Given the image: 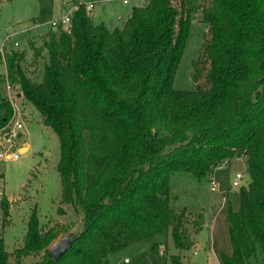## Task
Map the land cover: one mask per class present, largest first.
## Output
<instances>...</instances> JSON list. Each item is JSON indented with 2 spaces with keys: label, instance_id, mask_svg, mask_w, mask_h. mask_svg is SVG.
<instances>
[{
  "label": "trees",
  "instance_id": "obj_1",
  "mask_svg": "<svg viewBox=\"0 0 264 264\" xmlns=\"http://www.w3.org/2000/svg\"><path fill=\"white\" fill-rule=\"evenodd\" d=\"M195 15L208 29L194 86L175 89ZM41 41L31 42L37 58L47 53L38 81L24 69L25 50L4 52L0 130L13 114L5 86L18 85L16 96L37 107L59 140L57 210L81 212L82 228L54 259L48 249L63 228L41 226L33 209L16 263L34 255L31 264H108L109 252L168 228L179 251L190 249L189 212L172 206L170 176L201 180L244 156L250 180L239 208H227L231 252L221 264H264V0H144L111 31L80 5L67 29H50ZM1 209L0 264H8L6 198ZM201 225L198 218L193 233ZM163 264H182L180 254Z\"/></svg>",
  "mask_w": 264,
  "mask_h": 264
},
{
  "label": "rangeland",
  "instance_id": "obj_2",
  "mask_svg": "<svg viewBox=\"0 0 264 264\" xmlns=\"http://www.w3.org/2000/svg\"><path fill=\"white\" fill-rule=\"evenodd\" d=\"M76 1L78 0H0V47L5 43L4 52L25 50L23 66L33 80L42 78L47 53L43 52L37 58L31 45L39 47L43 34L50 29L57 31V28L51 27V21L64 14L66 4ZM127 1L129 4L124 5L123 0H97L87 14L90 13L94 24H99L104 19L118 24L133 5L142 2ZM207 29L208 24L199 15L190 19L174 76L175 89L193 88L191 75ZM34 58H37L36 63ZM4 64L5 54L0 59L1 73L5 72ZM15 90L12 91V99L15 100L16 109L22 115L24 124L16 144L19 146L25 140L30 148L26 152L21 150L17 159H0V229L1 198H6L9 203L8 223L3 229L4 245L10 254L8 264H17L13 251L23 245L27 221L35 208L41 226L55 225L63 228L51 246L68 233L78 232L82 228L81 212L75 211L69 204L63 205V213L57 210L61 195L60 176L56 168L60 153L58 137L50 127L42 123L37 107L28 100L18 98ZM237 171L243 172L248 181L235 187L231 182ZM211 180L217 183V188L213 191ZM249 180L247 163L243 157L231 158L228 163L216 167L213 173L201 180L188 173L172 174L171 203L175 209L186 208L189 212L187 228L191 235L194 234L197 251L193 253L192 248L179 251L168 228L148 238L132 241L120 250L109 252L107 263L124 264L126 258L127 264H163L169 261L170 255L180 254L184 264H221V255L231 252L226 211L229 205L234 210L239 208V189L246 187ZM198 218L202 225L193 233ZM155 243L158 245V252L152 249ZM38 257L34 256L35 260ZM28 259L34 260L26 258V262Z\"/></svg>",
  "mask_w": 264,
  "mask_h": 264
},
{
  "label": "built area",
  "instance_id": "obj_3",
  "mask_svg": "<svg viewBox=\"0 0 264 264\" xmlns=\"http://www.w3.org/2000/svg\"><path fill=\"white\" fill-rule=\"evenodd\" d=\"M124 2H127V0H124ZM94 3L95 0H78L74 3L66 4V6L64 7V14L61 17L52 20L50 23L51 27L67 29L71 23V17L73 12L80 5L84 6L86 12H89L92 10ZM4 51H5V43H3V45L0 47V59H3ZM18 88H19L18 85L13 86L10 83H7V85L5 86L6 92L13 104V114L9 123L0 130V159H6V158L17 159L19 157V153H21L20 150H18L19 146H17L16 143L19 137L20 130L23 128L24 124L22 121V115L19 114L16 109L14 103L15 100L12 99L13 89H18ZM247 181L248 179L246 178V175L241 171H237L233 176V180L231 184L232 186L237 187L244 185V183H247ZM211 184H212L211 190L213 191L217 188V183L214 180H211ZM124 263H128V260L125 259Z\"/></svg>",
  "mask_w": 264,
  "mask_h": 264
},
{
  "label": "crops",
  "instance_id": "obj_4",
  "mask_svg": "<svg viewBox=\"0 0 264 264\" xmlns=\"http://www.w3.org/2000/svg\"><path fill=\"white\" fill-rule=\"evenodd\" d=\"M97 0H95V2H96ZM144 2V0H142V2L139 4V5H141L142 3ZM95 4V3H94ZM123 4L124 5H127V4H129V2L127 1V2H124V0H123ZM133 6H138V5H133ZM132 6V7H133ZM94 7V6H93ZM132 9V8H131ZM131 9L126 13V15L125 16H123V18H122V20L121 21H119L118 22V24H116V23H113V21H109V20H107V19H104V20H101L100 21V23H102L108 30H113V29H115V28H122L124 25H125V23H126V21H127V18L129 17V15H130V12H131ZM88 16L92 19V21L94 22V20H93V18H92V16L90 15V13H88ZM118 16H120V15H118ZM93 17H94V14H93ZM99 23V24H100ZM18 98H23L24 99V97H22V95L21 96H18ZM17 98V99H18ZM30 148V146H29V144L25 141V140H23V143L22 144H20L19 145V147H18V150H23L24 152H26L28 149ZM23 153V152H22ZM243 158H245L244 156H243ZM245 160H246V158H245ZM247 163V162H246ZM193 237H194V234H193ZM194 240H195V237H194ZM192 248V250H193V253L194 252H196L197 250H196V241H195V244L191 247ZM161 250V249H160ZM26 258H32V259H34L35 260V258H34V256L33 255H28V256H26V257H23L21 260H20V263L19 264H31V263H33L34 262V260H30V259H28L27 260V262H26ZM126 259V258H125ZM124 259V260H125ZM182 260V264H184V260L183 259H181ZM123 263H124V261H123ZM124 264H127V263H124Z\"/></svg>",
  "mask_w": 264,
  "mask_h": 264
},
{
  "label": "water",
  "instance_id": "obj_5",
  "mask_svg": "<svg viewBox=\"0 0 264 264\" xmlns=\"http://www.w3.org/2000/svg\"><path fill=\"white\" fill-rule=\"evenodd\" d=\"M72 233H68L64 237H62L56 244L49 247L48 252L54 258L57 259L62 256V254L66 251L69 244L72 242Z\"/></svg>",
  "mask_w": 264,
  "mask_h": 264
}]
</instances>
